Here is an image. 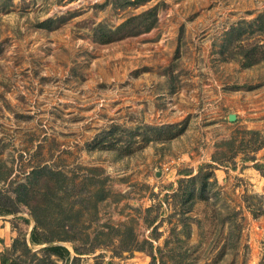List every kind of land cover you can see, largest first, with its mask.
<instances>
[{
	"label": "rangeland",
	"instance_id": "374dc122",
	"mask_svg": "<svg viewBox=\"0 0 264 264\" xmlns=\"http://www.w3.org/2000/svg\"><path fill=\"white\" fill-rule=\"evenodd\" d=\"M1 222L0 264H264V0H0Z\"/></svg>",
	"mask_w": 264,
	"mask_h": 264
},
{
	"label": "trees",
	"instance_id": "16d2710c",
	"mask_svg": "<svg viewBox=\"0 0 264 264\" xmlns=\"http://www.w3.org/2000/svg\"><path fill=\"white\" fill-rule=\"evenodd\" d=\"M147 13H150V17H151V20L150 21H149V19L147 20V19H144V17H143ZM142 15H137L138 17H143V19H142L143 25H142L141 30L149 29L150 27H152L154 25L155 17H154V15H153V13H152L151 10L146 11ZM147 15H149V14H147ZM30 237H31L30 240L32 242H36L37 241L32 236V233H31V236ZM46 249L49 252V254L52 253V254L57 255V256H64V253H67V251H68L65 246H63L61 244H58V243H50V244H48L46 246ZM1 264H12V263L7 262L6 259L4 258V259L1 260Z\"/></svg>",
	"mask_w": 264,
	"mask_h": 264
},
{
	"label": "crops",
	"instance_id": "0c3cea01",
	"mask_svg": "<svg viewBox=\"0 0 264 264\" xmlns=\"http://www.w3.org/2000/svg\"><path fill=\"white\" fill-rule=\"evenodd\" d=\"M13 238V231L7 222L0 223V250L4 246H8Z\"/></svg>",
	"mask_w": 264,
	"mask_h": 264
},
{
	"label": "water",
	"instance_id": "95a60500",
	"mask_svg": "<svg viewBox=\"0 0 264 264\" xmlns=\"http://www.w3.org/2000/svg\"><path fill=\"white\" fill-rule=\"evenodd\" d=\"M235 117V115L234 114H229V119H233Z\"/></svg>",
	"mask_w": 264,
	"mask_h": 264
}]
</instances>
